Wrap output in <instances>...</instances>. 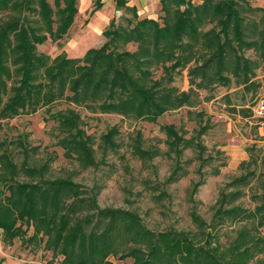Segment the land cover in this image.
<instances>
[{
	"label": "trees",
	"instance_id": "1",
	"mask_svg": "<svg viewBox=\"0 0 264 264\" xmlns=\"http://www.w3.org/2000/svg\"><path fill=\"white\" fill-rule=\"evenodd\" d=\"M77 2L0 0V119L65 101L69 105L49 113V118L57 122V143L63 155L84 169L97 167L100 161L80 114L70 104L154 121L167 110L192 104L197 89L210 90L214 84L227 90L259 86L264 90V83L254 79L264 63V7L249 0H160L157 18H141L135 6L115 0L116 10L124 9L129 16L122 17V22H109L101 45L87 49L82 57L64 52L50 57L40 52L38 45L67 34ZM101 5V0H95L94 9ZM129 44L135 48H127ZM157 69L161 73L155 77ZM182 70L188 77L187 90L170 85ZM260 99L264 96L257 97L255 104ZM227 106L242 117L254 113V106ZM207 127L201 125L197 137ZM164 129L176 156V164L163 181L170 183L182 176L184 148L196 147L203 162L204 146L183 139L173 125ZM116 134L118 128L113 125L100 135L103 150L117 149ZM12 142L0 139V229L8 244L14 238H24L26 244L43 243L44 249L62 256L61 264H109V256L132 259L121 264H264L260 233L264 171L255 205L237 203L244 194L241 187L259 166L255 156L242 162L253 169L232 178L220 191L209 222L192 211L194 230L167 227L155 231L136 211L101 207L97 185L86 188L69 175L45 177L47 163L18 165L9 149ZM17 144L26 151L20 140ZM133 151L144 162L158 154L142 148L138 141ZM260 163L264 165V157ZM20 174L29 180H19ZM201 182L193 185L194 191ZM156 184L152 188L158 190L162 183ZM231 224L233 236L223 244L219 230Z\"/></svg>",
	"mask_w": 264,
	"mask_h": 264
},
{
	"label": "rangeland",
	"instance_id": "2",
	"mask_svg": "<svg viewBox=\"0 0 264 264\" xmlns=\"http://www.w3.org/2000/svg\"><path fill=\"white\" fill-rule=\"evenodd\" d=\"M249 1L252 5L264 7V0ZM80 3L81 0H78V10L67 34L58 41L48 39L38 45L40 52L50 57L62 52L69 57H82L87 49L104 42L102 31L112 19L122 22V17L129 16L124 9L116 10L113 4L108 7L106 0L98 9H94V0L87 9L81 8ZM137 13L141 18H157L161 14L160 4L140 5ZM100 14L104 17H100ZM127 48L134 49L135 46L129 44ZM247 54L252 55L250 51ZM160 73L161 70L157 69L154 76L158 77ZM254 79L264 83V63L257 69ZM170 85L179 90H187L189 84L186 70L175 74ZM196 91L197 94H192V104L167 110L154 121L115 113L92 112L83 106L70 104L80 114L83 129L93 139L95 158L100 161L97 167L84 169L75 159L63 155V148L57 143V122L49 118V113L63 110L69 105L62 100L41 107L31 114L0 119V139L14 141L9 149L18 165L23 162L29 165L47 163L45 177L69 175L86 188L99 186L97 202L101 207L136 211L147 227L155 231L167 227L194 230L190 213L195 211L209 222L220 191L227 187L232 178L253 169L252 165L248 167L242 164L243 161L255 156L259 164L255 175L250 176V182L241 187L244 194L237 203L244 207L252 208L255 205L256 196L262 191L264 171V165L260 163L264 157V119L260 120L253 112L242 117L227 108L228 104L236 107L254 106L255 99L264 96L262 86L248 90H227L226 86L214 84L210 90ZM225 93H230L229 98L223 97ZM113 125L118 128L115 136L118 147L115 151L103 150L100 135ZM165 125H173L183 139H191L193 144L200 142L204 146L203 162L197 157L196 147L184 148L180 157L182 176L170 183L163 181L176 164V156L168 144ZM201 125L208 127L197 137ZM18 140L24 144L26 151L17 144ZM136 141L142 148L155 149L158 154L142 161L133 151ZM18 179L24 181L29 180V177L20 174ZM198 181L203 182L194 191L193 185ZM157 182L162 185L155 190L152 187ZM161 189L165 194L156 196L160 195ZM233 229V224L220 228V241L223 244L231 239ZM1 232L0 229V264H61L62 256L53 255L52 251L44 249L43 243L26 244L24 238H14L12 244H8L3 241ZM260 233L264 237V226L260 228ZM108 261L109 264H121L131 262L132 259L109 256Z\"/></svg>",
	"mask_w": 264,
	"mask_h": 264
},
{
	"label": "crops",
	"instance_id": "3",
	"mask_svg": "<svg viewBox=\"0 0 264 264\" xmlns=\"http://www.w3.org/2000/svg\"><path fill=\"white\" fill-rule=\"evenodd\" d=\"M92 0H81L80 3V7L81 8H85L87 9L89 3H91ZM95 2V0H94ZM101 2L103 3V0H101ZM107 6L109 7V5H115V0H106ZM160 4V0H126V4L129 6H135L136 8L140 5H144V4ZM102 6V5H101ZM100 17H104L103 14H100ZM95 29H98V27H94Z\"/></svg>",
	"mask_w": 264,
	"mask_h": 264
},
{
	"label": "built area",
	"instance_id": "4",
	"mask_svg": "<svg viewBox=\"0 0 264 264\" xmlns=\"http://www.w3.org/2000/svg\"><path fill=\"white\" fill-rule=\"evenodd\" d=\"M253 110L256 115L264 116V99H260L259 101H257Z\"/></svg>",
	"mask_w": 264,
	"mask_h": 264
}]
</instances>
